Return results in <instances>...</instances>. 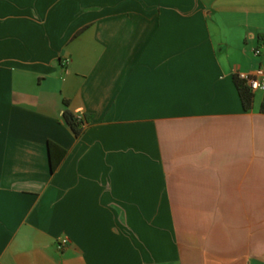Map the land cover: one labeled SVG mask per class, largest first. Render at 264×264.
I'll return each mask as SVG.
<instances>
[{"label":"crops","instance_id":"obj_1","mask_svg":"<svg viewBox=\"0 0 264 264\" xmlns=\"http://www.w3.org/2000/svg\"><path fill=\"white\" fill-rule=\"evenodd\" d=\"M257 66L264 0H0V264H264Z\"/></svg>","mask_w":264,"mask_h":264},{"label":"trees","instance_id":"obj_2","mask_svg":"<svg viewBox=\"0 0 264 264\" xmlns=\"http://www.w3.org/2000/svg\"><path fill=\"white\" fill-rule=\"evenodd\" d=\"M233 82L236 86L241 104L244 109H249L252 106L254 91L250 89L247 83L236 73L232 75ZM66 107L63 110V116L66 122L70 125L76 135L80 134L86 124L89 122L90 114L83 113L81 115L75 114L68 107V100H64ZM259 109L264 112V100L259 104ZM48 158L50 171H54L60 160L66 153V149L59 146L52 140H47Z\"/></svg>","mask_w":264,"mask_h":264},{"label":"built area","instance_id":"obj_3","mask_svg":"<svg viewBox=\"0 0 264 264\" xmlns=\"http://www.w3.org/2000/svg\"><path fill=\"white\" fill-rule=\"evenodd\" d=\"M255 52H258V49H255ZM234 73L238 75V77L242 78L247 85L250 87L252 91L257 89H264V68L261 66H257L249 71H241L237 70ZM68 242V237L66 236H58L56 238L55 245L58 249H63Z\"/></svg>","mask_w":264,"mask_h":264}]
</instances>
